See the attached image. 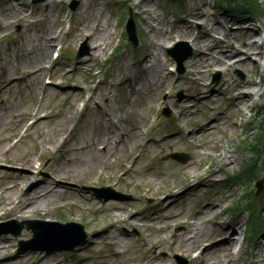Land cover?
I'll return each instance as SVG.
<instances>
[{"label":"rangeland","instance_id":"374dc122","mask_svg":"<svg viewBox=\"0 0 264 264\" xmlns=\"http://www.w3.org/2000/svg\"><path fill=\"white\" fill-rule=\"evenodd\" d=\"M179 1L147 0L142 7V0H133L134 6L125 0H0V223L17 221L0 230L25 227L28 219L51 215L50 220L81 223L88 235L73 252L19 253V241L30 239L31 231L24 228L18 237L1 234L0 264H146L153 249H158L161 259L167 256L177 264L178 250L192 245L189 238L202 225L219 221V215L200 221L201 213L216 205L220 210L237 205L248 187L255 188L253 179L235 183L231 175L256 160L259 171L254 178L264 179V150L255 152L247 145L257 135L255 117L264 104V42L258 36L264 32V0L257 18L234 16L213 0H181L178 8ZM21 4L27 6L24 11ZM129 10L140 33L136 48L126 44L124 17ZM197 13L203 15L197 18ZM70 21L72 31L67 35L60 30ZM245 22L258 30L261 63L253 68L251 62L240 66L227 62L224 68L219 62L224 51L236 58L244 47L248 33L240 27ZM94 25L105 30L104 44L109 47L87 62L90 47L84 28L94 32ZM109 32H116L111 41ZM226 38L229 42L221 44ZM187 39L194 42V54L185 62V72L169 73L176 64L166 55L167 47ZM59 43L66 55L55 61L52 52ZM84 43L87 54L78 59L77 49ZM44 52L47 55L41 58ZM159 62L157 73L139 69ZM218 72L221 79L215 84ZM14 75L24 78L15 82ZM48 76L52 83H47ZM149 76L150 84L145 82ZM251 78L258 94L251 106L234 108L235 89ZM160 107H169L171 116L158 115ZM36 108L37 121L20 140ZM251 123L253 129L248 131ZM102 145L108 146L106 152ZM173 152H185L189 158L176 161L168 157ZM226 155H233L235 162L223 165ZM187 163L197 169L192 180V166ZM51 176L74 189H60L61 197L32 214L21 217L13 212L23 202L17 197ZM189 183L201 185L191 189ZM97 184L130 198L107 191V198L100 199L88 186ZM173 192L179 196L170 203ZM263 193L264 189L254 194L257 204ZM7 208L13 214L3 215ZM257 212L264 216V207ZM247 218L245 212L227 211L223 220L233 223L230 231L237 230L239 243H234L230 260L222 264H264V227L251 239ZM215 239L214 232L205 233L193 246H209ZM215 251L201 250L205 262L222 259ZM14 254L23 257L16 259ZM182 257L183 264H199Z\"/></svg>","mask_w":264,"mask_h":264},{"label":"bare ground","instance_id":"6f19581e","mask_svg":"<svg viewBox=\"0 0 264 264\" xmlns=\"http://www.w3.org/2000/svg\"><path fill=\"white\" fill-rule=\"evenodd\" d=\"M125 2L129 6H134L133 0H125ZM146 2L147 0H142V3H141L142 7ZM26 7H27L26 5L21 4V9H23V11H24V8ZM46 7H48L47 13L50 14L51 10H49V3ZM142 7L140 6V8ZM196 15L198 18L202 16L203 14L197 13ZM24 19L26 18L24 17ZM218 23L219 24L222 23V20L220 18L218 19ZM93 27L94 29L97 28V30L96 31L94 30V32L92 31V28H87V27L84 28L85 29L84 34H85V37L88 39V42H89L88 44L90 47V55L89 57L86 58L87 62H89L91 58H95L97 56L103 55L104 54L103 52L109 47V45L105 47V44H104V41L107 39L105 37V30L101 29L99 25L97 26L94 25ZM240 29L248 33V35L245 37L246 42H244V48L240 49L241 55H244V58L239 59V60L237 59L239 58V56L236 58H232L230 56H227V53H230V52L224 51L223 54H225V56L219 59V62L222 64L221 66H223L224 68H226L224 64L225 63L227 64V62L236 64L238 66H240V64L243 62L244 63L251 62V65H253V68L255 66H258L259 64V55H261V52H260V45L258 43L259 41H256L258 30L254 29L251 25H248L246 22L243 24L242 27H240ZM115 35L116 33L110 34L111 36L110 41L114 38ZM53 39L55 40V38ZM162 41L163 43L160 46L164 45L166 41L165 38H163ZM226 41L229 42L228 39L226 38L225 40H223V42H220V43L222 44ZM191 43L194 46V43L193 42ZM230 45H233V44L230 43ZM46 55L47 53L44 52L43 54H41L42 56L41 58H45ZM161 66H162L161 62H159L158 64H156V66H153V67H147V66L141 65L139 69L142 71L141 73H157L159 72L158 69L161 68ZM76 69H78V67H76ZM128 81L132 83L131 79H129ZM145 82L150 84V76L149 78L148 77L145 78ZM204 84L205 83H202L201 85H204ZM255 84H256V81L253 78H251L244 85L241 84L235 89L234 91L235 100L233 102L234 108L238 106H242V105H247L248 107L251 106L253 97L258 94V90L252 89V86ZM211 129L212 128L209 127L205 130V132L207 133L211 131ZM235 160L236 158L233 155H226L222 164L231 165V163L235 162ZM187 165L192 166L191 167L192 171L189 177L190 180H192L193 175H196L197 169L195 168L193 163H187ZM31 166L32 164L30 165V167ZM31 174H34V172H30V175ZM189 184H191L190 186L191 189L198 188L201 185L199 183H189ZM62 188H66L70 191L74 189L72 186H69L67 182L56 180L53 176L45 180L40 179L39 185L35 187L30 193L24 194L22 195V197L16 198L19 200L23 199V202H22L21 207L20 206L15 207L13 212L18 211L21 214V217H24L25 213L32 214L33 212H35V210L41 207V205H48V203L51 202V200L53 199L55 200L58 197H61L62 190L60 189ZM8 190L10 192L12 191L11 188H9ZM176 193L177 192H173L172 194H170V196H168V198H172V201L170 203L175 202L174 198L179 196V193L178 194ZM174 195H176V197ZM220 208L221 207L219 205H216L212 207V209H210L208 213L206 214L201 213L200 221H202L203 219L207 220L208 218L210 217L212 218L216 215H219L218 216L219 221L216 223H212L210 226L202 225L198 230V234L189 238L192 245L190 244V246H188L189 244L187 243L185 248L183 250H178V252L176 251L177 253L189 258L191 262H198L199 264H222L230 260V255L233 253V250L231 247L234 245V243H239V238L236 237L238 236V232L235 229L233 230V232L230 231L231 226H233V223H231L230 221L223 220L227 214V210L226 208H223V210H220ZM40 210L44 211L45 214L48 213L46 212V209H40ZM2 214H13V213L11 209H7L6 212ZM48 217L52 218L51 215ZM212 232H214L218 238L214 240L213 244H210L209 246H204V247L203 246H193V243L195 240L201 241L203 240V235L205 233L209 235ZM212 247L214 248V250H216L215 254L221 255L222 259L220 258L216 259L215 262H211L210 260L205 262L206 257L204 254H202L201 250L203 249V252L209 251L210 248ZM157 250L158 249H153L154 252L150 253L151 259L146 264H172L170 262L169 257L167 256H163V258L161 259L159 257V253ZM114 254L117 255L118 253L114 252ZM13 256H16V259H21L23 257V255H13Z\"/></svg>","mask_w":264,"mask_h":264},{"label":"water","instance_id":"95a60500","mask_svg":"<svg viewBox=\"0 0 264 264\" xmlns=\"http://www.w3.org/2000/svg\"><path fill=\"white\" fill-rule=\"evenodd\" d=\"M128 30H129V35H130L131 39L134 42H137L136 41L137 38H136L135 25H134V22H133L132 19L130 20V25H129V29ZM184 59H185V56L179 58V62L182 63ZM175 157H177L178 159H181V160H185L186 159V157L185 156H182V155H175ZM39 224H42V225H39ZM47 224L48 223H34V224H30L29 225V228H32L33 229L34 236H35L32 241L37 240V238L39 237L40 231L42 229H45L46 230V227H48ZM66 227H73V226L70 225V226H66ZM14 233L15 234H19L20 233V230L14 231Z\"/></svg>","mask_w":264,"mask_h":264},{"label":"trees","instance_id":"16d2710c","mask_svg":"<svg viewBox=\"0 0 264 264\" xmlns=\"http://www.w3.org/2000/svg\"><path fill=\"white\" fill-rule=\"evenodd\" d=\"M257 1L258 0H230V5H232V3H235V7L236 8H239V7H243L244 4H247V6L249 8H251L252 10H254L255 7L257 6ZM230 7L232 8L233 5L230 6ZM262 127L264 128V122L262 123ZM256 146L258 147V145H256ZM256 146H255V148H256ZM255 171H256V166L253 167V172H255ZM248 173H249V170H245L242 174L240 173L238 175V178H242L244 175H246ZM252 224H253L252 225V228L257 227L258 222H257L256 216H253L252 217Z\"/></svg>","mask_w":264,"mask_h":264}]
</instances>
